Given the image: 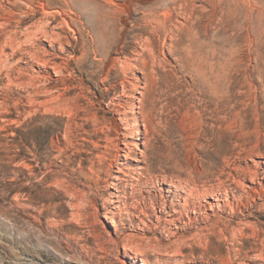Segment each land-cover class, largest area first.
<instances>
[{
  "label": "rangeland",
  "instance_id": "1",
  "mask_svg": "<svg viewBox=\"0 0 264 264\" xmlns=\"http://www.w3.org/2000/svg\"><path fill=\"white\" fill-rule=\"evenodd\" d=\"M0 264H264V0H0Z\"/></svg>",
  "mask_w": 264,
  "mask_h": 264
},
{
  "label": "bare ground",
  "instance_id": "2",
  "mask_svg": "<svg viewBox=\"0 0 264 264\" xmlns=\"http://www.w3.org/2000/svg\"><path fill=\"white\" fill-rule=\"evenodd\" d=\"M129 4H130V3H124V5L122 4V5H123V8H124L127 12H129V6H130ZM125 13H126V12H125ZM59 15H60V14H59ZM129 15H130V14H129ZM129 15H128V16H129ZM108 17H109V16H108ZM54 19H55V16H52V20H54ZM119 50H120V49H119ZM121 51H122V50H121ZM112 60H113V59H112ZM112 60H108V61L111 62ZM70 62H71V57L65 59V62H64V63H65V65H66L67 68L70 67Z\"/></svg>",
  "mask_w": 264,
  "mask_h": 264
}]
</instances>
